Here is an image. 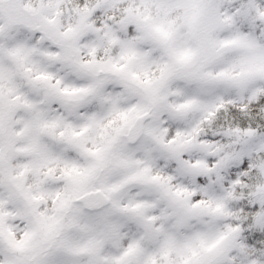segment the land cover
<instances>
[{
	"label": "snow or ice",
	"instance_id": "1",
	"mask_svg": "<svg viewBox=\"0 0 264 264\" xmlns=\"http://www.w3.org/2000/svg\"><path fill=\"white\" fill-rule=\"evenodd\" d=\"M0 264H264V0H0Z\"/></svg>",
	"mask_w": 264,
	"mask_h": 264
}]
</instances>
